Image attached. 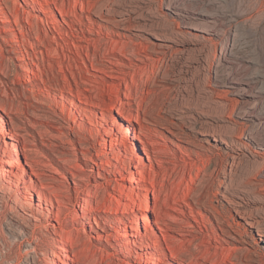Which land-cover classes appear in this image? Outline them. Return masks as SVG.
<instances>
[{
	"label": "rangeland",
	"instance_id": "obj_1",
	"mask_svg": "<svg viewBox=\"0 0 264 264\" xmlns=\"http://www.w3.org/2000/svg\"><path fill=\"white\" fill-rule=\"evenodd\" d=\"M190 10L232 21L264 112V0ZM187 32L161 0H0V264H264V130Z\"/></svg>",
	"mask_w": 264,
	"mask_h": 264
},
{
	"label": "bare ground",
	"instance_id": "obj_2",
	"mask_svg": "<svg viewBox=\"0 0 264 264\" xmlns=\"http://www.w3.org/2000/svg\"><path fill=\"white\" fill-rule=\"evenodd\" d=\"M161 1L164 5V8L167 10V12L174 15L179 20V25L187 29L188 31L187 34L192 35L191 36L192 39H198V40H201V39L208 40V38H211L212 40L215 39V43L213 42L212 44L214 46V50H213L214 54H213V59H211L214 82L219 83V84L220 83L224 84L225 86L230 88L232 94H235L238 96L239 105L243 109V111L239 114L240 116L239 118L243 120H247V121L252 120L253 123H257L255 126H253L250 129V132H248L246 138L251 139V140L255 138L254 135L261 133L264 130V112L260 111L262 103H259V99L262 97V93L255 92V89H256L255 85L259 81V76L249 74L250 72L248 73V66L246 62L242 59L237 58V56L235 57L234 56L235 53L232 52V46H233L235 37L232 34L226 37L224 33V30L226 28L232 27V24H231L232 21L229 19H222L219 21L216 18L217 16L216 17L212 15L207 16V15L200 14L198 12L194 13L195 11L193 12L190 10L191 3H194L197 1L201 3H205V2L209 3L211 0H161ZM40 10H42L43 12H47V10L43 7H41ZM61 15L63 17H67L68 13L66 11H61ZM23 31L26 32L25 29H23ZM23 31L20 30V33L22 34ZM118 114L123 116L119 111H118ZM125 119L128 120L127 118ZM0 132L8 135L2 123H0ZM125 136L126 137L130 136L129 127L125 128ZM135 150L136 148H134V151ZM7 151H8V156L11 159V162L13 163V165L19 168L20 167L19 162L13 156V154L16 152L15 148L13 146H7ZM5 163H7L6 160L0 159L1 177L2 179L7 180L8 170L5 168ZM19 177L21 179L22 175ZM131 182L135 183L136 180L133 177H131ZM134 196L139 198L138 194L131 193V195H129V199L131 202L135 201ZM143 197L146 200L145 212L149 213L151 212V208L149 204L147 203V196L143 195ZM133 208L134 207L131 206L129 212H134ZM145 220L148 223H151V220L148 214H145ZM136 224L140 226L141 223L139 219H136ZM122 236L129 238V236H132V235L123 234ZM259 236L264 238L262 233L259 234ZM122 242L126 244L128 241L122 240ZM53 247H54V244H53ZM61 251L63 254L62 256L66 260L64 264H71L70 262L71 258L67 250L64 248V246L61 248ZM51 256L52 258H54V260L50 261L51 264H57V261H55V259H58V261H62L59 254H57L54 251V248L52 250ZM153 264H158V263L153 262Z\"/></svg>",
	"mask_w": 264,
	"mask_h": 264
}]
</instances>
